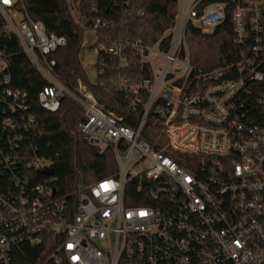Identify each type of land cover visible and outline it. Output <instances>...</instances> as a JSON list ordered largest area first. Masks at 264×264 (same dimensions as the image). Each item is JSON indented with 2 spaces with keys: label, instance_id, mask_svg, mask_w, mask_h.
Wrapping results in <instances>:
<instances>
[{
  "label": "built area",
  "instance_id": "built-area-1",
  "mask_svg": "<svg viewBox=\"0 0 264 264\" xmlns=\"http://www.w3.org/2000/svg\"><path fill=\"white\" fill-rule=\"evenodd\" d=\"M27 1L0 0V12L47 82L39 105L55 113L65 97L77 103V135L100 155L112 151L118 171L57 195L28 94L13 88L0 48V264H19L26 246L43 247L35 264H264V0H222L201 11V0H186L153 45L93 48L114 57L120 72L110 88L141 112L135 127L106 111L83 80L70 88L59 79L54 55L67 40L35 21ZM70 4L76 12L77 0ZM228 10L234 48L216 67H196L188 26L211 33ZM133 59L140 70L129 77ZM150 117L154 142L144 136Z\"/></svg>",
  "mask_w": 264,
  "mask_h": 264
},
{
  "label": "trees",
  "instance_id": "trees-1",
  "mask_svg": "<svg viewBox=\"0 0 264 264\" xmlns=\"http://www.w3.org/2000/svg\"><path fill=\"white\" fill-rule=\"evenodd\" d=\"M222 0H201L198 9L218 3ZM73 11L70 0H28L26 8L30 16L43 23L48 33L64 36L67 45L59 49L54 57L57 60L55 72L59 79L70 88L76 80H83L93 91L101 106L118 116L122 123L135 127L141 112L126 109L123 98L110 88L111 79L120 72L114 65V57L101 52L95 61L96 80L90 82L81 62L86 30L93 29L97 21L102 22L96 30V43L92 49L113 42L130 40L141 41L144 45H153L160 40L176 20L179 0H77ZM80 20H78V17ZM84 21V22H82ZM190 49L191 62L203 69H212L221 58L234 48L232 20L229 10L227 19L211 33H203L190 24L186 33ZM0 48L7 54L12 86L28 94V114L34 116L40 128L39 147L42 155L53 159L54 187L57 195L67 197L75 193L79 186H87L103 178L115 175L117 163L112 151L100 155L77 135L76 128L84 118L82 108L71 98L61 101L58 112H48L37 101L38 92L46 85L28 56L23 52L17 39L5 31V20L0 12ZM122 50V49H121ZM123 54L130 56L127 49ZM131 68L125 70L129 77L140 70L135 59ZM130 68V67H129ZM156 123L150 117L144 136L154 142ZM182 166L180 155L170 153ZM138 205L142 203L128 202ZM43 247L26 246V258H18L19 264H35Z\"/></svg>",
  "mask_w": 264,
  "mask_h": 264
},
{
  "label": "rangeland",
  "instance_id": "rangeland-1",
  "mask_svg": "<svg viewBox=\"0 0 264 264\" xmlns=\"http://www.w3.org/2000/svg\"><path fill=\"white\" fill-rule=\"evenodd\" d=\"M185 2L186 0H179L178 10L180 8V5H183ZM95 43H96L95 32L90 29L86 30L84 35L83 48L80 54V59L87 73L88 80L92 83L95 82L96 80V69H95L96 54L92 51V47ZM48 164L49 163H47V165Z\"/></svg>",
  "mask_w": 264,
  "mask_h": 264
},
{
  "label": "water",
  "instance_id": "water-1",
  "mask_svg": "<svg viewBox=\"0 0 264 264\" xmlns=\"http://www.w3.org/2000/svg\"><path fill=\"white\" fill-rule=\"evenodd\" d=\"M44 174H46V175H54V169H49V170H46V171H44Z\"/></svg>",
  "mask_w": 264,
  "mask_h": 264
},
{
  "label": "snow or ice",
  "instance_id": "snow-or-ice-1",
  "mask_svg": "<svg viewBox=\"0 0 264 264\" xmlns=\"http://www.w3.org/2000/svg\"><path fill=\"white\" fill-rule=\"evenodd\" d=\"M5 2H7V0H5Z\"/></svg>",
  "mask_w": 264,
  "mask_h": 264
}]
</instances>
